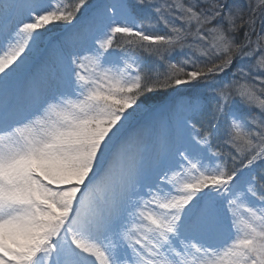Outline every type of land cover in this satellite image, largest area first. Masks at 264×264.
Wrapping results in <instances>:
<instances>
[{
    "label": "snow or ice",
    "instance_id": "snow-or-ice-1",
    "mask_svg": "<svg viewBox=\"0 0 264 264\" xmlns=\"http://www.w3.org/2000/svg\"><path fill=\"white\" fill-rule=\"evenodd\" d=\"M0 264H264V0H0Z\"/></svg>",
    "mask_w": 264,
    "mask_h": 264
},
{
    "label": "rangeland",
    "instance_id": "rangeland-1",
    "mask_svg": "<svg viewBox=\"0 0 264 264\" xmlns=\"http://www.w3.org/2000/svg\"><path fill=\"white\" fill-rule=\"evenodd\" d=\"M51 31L53 34H56V33H58L59 29L57 30V27H55V28H52Z\"/></svg>",
    "mask_w": 264,
    "mask_h": 264
},
{
    "label": "trees",
    "instance_id": "trees-1",
    "mask_svg": "<svg viewBox=\"0 0 264 264\" xmlns=\"http://www.w3.org/2000/svg\"><path fill=\"white\" fill-rule=\"evenodd\" d=\"M58 28V27H57Z\"/></svg>",
    "mask_w": 264,
    "mask_h": 264
}]
</instances>
